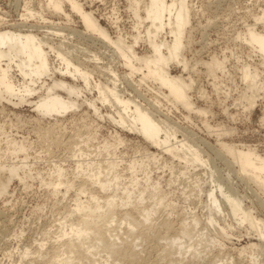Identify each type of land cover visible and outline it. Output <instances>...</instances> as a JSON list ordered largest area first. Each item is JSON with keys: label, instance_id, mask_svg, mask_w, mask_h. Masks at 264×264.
Instances as JSON below:
<instances>
[{"label": "rangeland", "instance_id": "374dc122", "mask_svg": "<svg viewBox=\"0 0 264 264\" xmlns=\"http://www.w3.org/2000/svg\"><path fill=\"white\" fill-rule=\"evenodd\" d=\"M138 1L139 11L134 0H76L108 40L87 31L71 6L64 4L58 12L48 0H0V26L25 24L14 33H31L43 40L92 74L100 89L116 85L119 95L167 125L172 135L176 134V142L190 148L192 154L196 148L204 164L214 170L216 190L220 184L225 192H233L264 224V190L244 181L229 153L235 147L264 158V56L246 41L251 26L258 32L264 30V18L260 24L256 22L264 16V0H188L190 26L185 28L178 60H171L166 69L172 77L190 84V108L171 99L156 80L143 78L147 70L142 60L154 56L150 40L172 45L174 34L168 28L155 37L151 24L139 25L138 15L146 18L150 2ZM175 1L178 10L180 0ZM172 22L175 28V20ZM51 27L64 36L49 34ZM162 49L170 57L167 47ZM118 50L144 72L132 75ZM56 52L50 61L60 69ZM213 60L220 65L210 74L206 65ZM246 76L250 78L246 80ZM64 79L82 89L85 97L79 111L68 112L63 118L43 119L29 103L15 106L0 102V185L15 172L0 197V264H141L134 255L122 260L109 255L97 244L99 233L111 245L130 243L145 264H264V250L256 249L264 248V241H256L246 224H236L238 219L226 201L224 215L212 206L208 194L214 186L206 166L194 164V156L173 139L174 149L166 154L140 135L118 128L108 116L114 110L108 104L102 106L92 78V94L81 80ZM16 81L22 83L20 78ZM36 90L40 92L31 103L46 97V90ZM58 93L66 97L64 91ZM88 102H95L102 116ZM49 126L58 128L46 136ZM20 146L23 152H18ZM110 163L116 166L112 173ZM59 170L64 188L54 190L59 182L54 175ZM100 172V184L87 181ZM127 193H133L137 206L118 198V194ZM114 196V207H109L107 201ZM90 202L100 214L110 209L112 214L87 230L80 210ZM162 222L169 224V230L161 228ZM70 228L74 234L64 238ZM78 230L84 234L76 236ZM71 239L76 241L75 249L66 245Z\"/></svg>", "mask_w": 264, "mask_h": 264}, {"label": "bare ground", "instance_id": "6f19581e", "mask_svg": "<svg viewBox=\"0 0 264 264\" xmlns=\"http://www.w3.org/2000/svg\"><path fill=\"white\" fill-rule=\"evenodd\" d=\"M134 1L136 9L139 11L141 2L138 0ZM48 2L49 6L58 12L63 9L64 4H68L81 16L87 31L99 34L103 40H108L106 32L99 27L98 23L89 14H86L83 11L81 5L77 3L76 0H48ZM149 2L150 6L145 9L146 18L142 19L140 15H138L139 25L145 23L151 24L150 26L154 29V33L156 34L155 37H157L160 32H166V30L170 28L172 31L171 33L174 34L173 44H159L156 40H150V47L154 52L153 59L142 60L147 72L137 69L131 58L124 54V52H120V50H118V52H120L122 60H125V66L131 71L132 75L138 71V74L144 72L142 74L144 79L150 78L156 80L162 87L168 90L171 99L182 103L186 108H190L191 103L188 96V91L191 87L190 84L186 83L182 78L172 77L166 69L167 67L170 68L169 63L171 60H178L181 42L185 35V28L187 25L190 26V11L186 4L188 0H180V7L178 10L175 9V0H149ZM30 14L34 16V12H30ZM263 18L264 16H262V18H257V24L263 22ZM4 20H6V18H4ZM173 20H175V28H173ZM1 21L2 16H0V22ZM9 24L11 23H7L9 27L0 26V102H7L8 104H14L15 106L29 103L31 104V107L33 106L34 112L38 113L46 120L63 118L62 116H66L68 112L79 111L83 105L80 101L85 97L84 92L82 89L77 88V86L68 84L64 78H67L68 76L76 82L81 80L84 83L86 90L92 94L93 92L90 90V79L92 78V80H94V76L89 74L87 70L75 66L69 58L63 56L60 52H56L52 46H48L43 40L35 35L31 33H14L15 30L24 29L25 24ZM255 28L252 26L250 27V30L248 31L249 39H246V41L249 43L248 46H253L255 50L264 56V30L258 32ZM48 32H50L49 34H56V36H64V32H56L55 27H51V30H48ZM172 34H170V36H172ZM136 38L139 39V37ZM119 40L121 41V39ZM140 42H142V40H140ZM134 46H138V44H134ZM165 47H167L170 57L164 55L162 48ZM114 48H118V46H114ZM132 48H128L130 52H132ZM47 49H50V52H47ZM54 52H56V60H59L61 63L60 69H56L55 66H52L51 64L50 60L51 57L54 56ZM98 62H102V60H98ZM219 65V61L213 60L206 65L207 71L212 74ZM248 74H250V68H248ZM59 76H62L63 79L57 80ZM112 76L116 78V74H112ZM17 78H20L22 81L21 84L17 83ZM248 78H250V76H246V80ZM48 80L51 81V84H48ZM246 80H244L245 83ZM94 84H96V80H94ZM116 84H120V82H116ZM36 87L46 90V97L40 99L38 102L35 101L31 103L30 101L32 98L40 92V90L36 92ZM100 88H102V86L96 84L98 98L100 102H102V106L108 104V106H111V109L114 110L113 114H108V116H110L112 122L116 124L118 128L140 135L149 141L155 149L162 150L166 152V154L172 153L174 145L171 140L173 139V141L176 142L177 138L176 134L172 135L171 129L167 125L158 122L148 111L143 110L140 106L133 104L130 100H126L119 95L116 85H114L113 89L106 86V91ZM58 90L64 91L66 97L60 95ZM250 105L253 106L254 102L251 101ZM88 106H90L96 114H100V110L97 108L95 102L91 105L90 102H88ZM100 116H102V114H100ZM56 128H58V126ZM43 129L45 128H42V130ZM55 129L49 126V128L45 129L44 135H52L53 130ZM42 130L40 132H42ZM225 135H227V133H225ZM54 141H56L55 138L53 139V142ZM54 144L56 143L54 142ZM176 145L183 146L184 150L190 152V148H186L181 142H176ZM188 146H190V144H188ZM176 148H178V146H176ZM192 150H194V154H192V152H190V154L194 156V164L199 162L202 166H206L204 160H202L200 156V152H196V148H192ZM23 151V146L18 147V152ZM180 152H182V148H180ZM229 153L234 158V163L239 168V174L244 181L248 180L250 183H254L264 190V158L255 155L250 150L240 151L235 147L230 148ZM14 154H16V152H14ZM156 154H158V152H156ZM76 156H78V154ZM172 156H174V154H172ZM186 158H188V156H186ZM174 160H176V156H174ZM178 160H180V158H178ZM180 162H186V160H180ZM208 164H210V162H208ZM115 168V163H110L108 165L110 173H112ZM206 168L210 170V182H212V186H214V188L210 186L212 192H210L208 196H210L212 206H215V210L224 215L223 204L226 201L228 206H230V210H232V216L238 219L236 224H240V226L246 224L255 234L254 238L256 241H264V224L260 223L251 211L245 209L242 201L239 200L233 192H225L224 186H220V184H218L217 191L216 184H214V170H212L210 166H206ZM80 170H82V168H80ZM198 170H200V168H198ZM130 172H132V170H130ZM14 174L15 172L12 170L8 180L0 185V197L5 194L9 182L15 177ZM100 176H102V172L98 174V177L92 176V178L90 180L87 179V181L92 185L100 184ZM63 177L64 175L60 170L54 175V178L59 181L58 184H55L56 186H54V190H58V188L62 190V188H64V186H61V184H63L61 183ZM206 178H208V176H206ZM82 186H86V183H83ZM200 194H202V192H200ZM131 195H133V193H127L125 196L118 194V198L128 205L137 206L135 198ZM115 199V196L108 199L107 204L109 207H114ZM82 206H86L83 200ZM77 208V210H80L79 207ZM80 211L83 215L81 218L83 226L87 230H91V228L97 223L107 221L112 214V209L106 211L104 214H100L91 202L88 203L87 207ZM123 223L126 224V222H122V224ZM128 226H130V224H128ZM130 228H134V226H130ZM161 228H163V230H169V224L162 222ZM74 230H76V226H74ZM134 230H136V228H134ZM222 232H224V228H222ZM81 233L84 234L82 230H78L76 236H82ZM72 234H74V232H72V228H70V234L64 232V238H70ZM58 240H62V238H58ZM118 242H120V240H118ZM97 244L100 248L105 249L109 255L113 257L118 256L120 260H122L125 255L130 254L134 255L135 259L140 260L141 264H145L146 262L141 255L136 253L130 243H126L127 245L124 244L123 246H118L116 244L111 245L107 243L103 235L99 233ZM66 245H68V248L75 249V239H71ZM254 247L255 246L253 245L249 249L253 250ZM256 249H260V251L264 250L262 246L256 247ZM145 253L146 251L142 252V254ZM27 257L28 256H26V258ZM58 260H60V258H58Z\"/></svg>", "mask_w": 264, "mask_h": 264}]
</instances>
